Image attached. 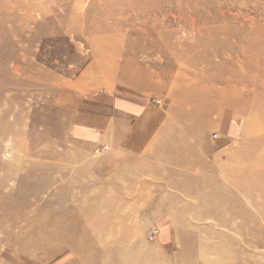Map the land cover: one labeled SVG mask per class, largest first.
I'll use <instances>...</instances> for the list:
<instances>
[{
    "label": "rangeland",
    "instance_id": "obj_1",
    "mask_svg": "<svg viewBox=\"0 0 264 264\" xmlns=\"http://www.w3.org/2000/svg\"><path fill=\"white\" fill-rule=\"evenodd\" d=\"M152 1L0 0V264H99L83 237L123 223L137 264H202L204 242L264 264V220L199 218L215 193L193 192L224 178L219 152L228 167L255 147L264 0ZM209 83L241 97L182 94Z\"/></svg>",
    "mask_w": 264,
    "mask_h": 264
},
{
    "label": "bare ground",
    "instance_id": "obj_2",
    "mask_svg": "<svg viewBox=\"0 0 264 264\" xmlns=\"http://www.w3.org/2000/svg\"><path fill=\"white\" fill-rule=\"evenodd\" d=\"M147 3H148V8H147L148 11L147 12H152L153 8H154V6H152L153 1L148 0ZM179 6H182V5L179 4ZM165 8L168 9L167 7H165ZM142 49H144V48H142ZM181 90H182V94L184 93V91L188 90L189 91L188 93L191 96H193L189 100V102H191L192 104H197L200 101H202V104L203 103L207 104V103H210V102L215 101L217 99L230 98L232 96L233 97H241L240 94L238 92H236L235 89H233V88L232 89L221 88V89H219V91L218 90L216 91L212 87L211 83H209L208 86H202L201 85L200 87L196 86V87L187 88V89L182 87ZM251 94L254 96L256 95L255 91H253V93H251ZM257 97H258V99L255 100L254 102H256V105H261L259 102V98H261V100H262V98L264 97V93H262V95L260 93L259 95H257ZM245 139H248V140L252 139L254 141L255 147L252 149H249L247 151V154H245L244 157H240L238 159L236 157H234V159H231L230 165L228 167L223 165V163H221V161L219 160V155L221 152H219L218 155H215L213 157V159L211 161V166L209 165V167L212 169L214 167V168H219V169L223 170V172H225L224 178H222V177L217 178L216 175H204L203 177L202 176L199 177V178H201L200 183H199L200 187L197 190L196 189L193 190V192H196L197 194H199L200 191H204L205 188H208L210 186V189H212L213 192L215 193V196L212 199H201L200 202H198L200 209H199V212L197 214H200L199 218L205 217L206 212H211L213 214L214 213L217 214V216H218L217 222L224 223V224L228 225L230 222H229L228 218L227 219L223 218L222 213H224V212L222 211L223 209L220 208L222 205H225L227 207H230V206L233 207L229 210V214H231V216H235V217H236V215H238L241 223H245V221H248L249 219H251V217L254 218V220H251V221L256 222V224L258 223L257 220H259V221L264 220V160H261L262 156L264 155V112H262L261 106L258 107L257 110L253 111L250 115V119H249L248 125H247V133L245 134ZM227 178H228V181H226V183L223 184V182H221V181L226 180ZM7 180H8V178H7ZM244 194H246V195H244ZM98 204H101V203H98ZM105 204H106V202H105ZM196 204L197 203H193L191 206L196 207ZM251 205H252V207H250ZM118 206H119V204H118ZM113 208H114V205H113ZM159 208H161V207H159ZM256 208L258 210L253 211ZM114 210H112L110 208H109V210H105L106 212L101 210L103 212V218L106 217L103 220L108 221L109 219L106 220L107 218H113L112 215L109 216L110 214L108 212L114 213L116 211V210L115 211ZM90 211H91L90 213H92V212L94 213L95 210H93V211L90 210ZM188 211H189L188 209L184 208V211L177 213V215H178V217L180 216V218L182 219V218H184L185 214H187ZM95 212H97V211H95ZM125 212H123V216L125 215ZM130 212H128V213H130ZM98 213H99V211H98ZM106 213H108V215ZM115 213H118V212H115ZM99 214H101V213H99ZM126 214H127V212H126ZM100 216L96 217V219L98 220ZM85 217H86V215H85ZM175 218H173V219H175ZM114 220H112V221H114ZM99 221L101 222L102 220H99ZM90 222H92V221H90ZM100 222H98V224ZM89 225H90V223H89ZM106 225H108V224H106ZM109 225H110V223H109ZM115 225L117 227L120 224H118V225L115 224ZM92 226L90 225V227H92ZM121 227L123 228L124 231H122V233L120 235L112 236L113 229L111 230V228H110L111 232H106L103 230L100 232L94 231L92 233L87 234L86 237H83V238H86L87 240L89 239L90 241L95 242V244L94 243L92 244L93 245L92 248H94L95 245H99L100 243L103 245L105 243V247L103 248V250H101L103 258H102V261L99 262V264H137L138 263V262L137 263L134 262L135 260H134L133 254L136 252L137 248L135 245L136 243L135 244L132 243V238H131V234H130L132 232V231H130L131 228L124 226V223ZM112 228H113V226H112ZM207 229L210 231V227H208ZM119 230H117V231L115 230L116 232L114 231V233H117ZM164 232L165 231L162 230V233H164ZM111 236L113 239H111ZM79 239H80V241H82L81 238H79ZM261 239H263V238H261ZM263 242H264V240H263ZM106 245H107V247H106ZM223 245H225V244L224 243H219V244L214 243L212 245H208L207 242H204L202 245V250L200 251V253L202 254L201 255L202 264H234L230 261L231 258H233V257L234 258H243L244 252L243 253H240L237 251L235 252V250L233 251L234 248L230 252H226L225 249L223 248ZM137 246H138V248L143 247L140 245H137ZM207 251L211 254L216 255L218 258L216 260H210L209 258L207 259V257H206ZM231 252L232 253L234 252L235 255L231 256L232 255ZM234 262H236V261L234 260ZM257 263H259V262H257Z\"/></svg>",
    "mask_w": 264,
    "mask_h": 264
}]
</instances>
